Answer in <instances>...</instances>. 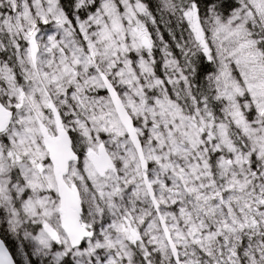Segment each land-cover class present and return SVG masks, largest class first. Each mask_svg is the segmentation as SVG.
Returning <instances> with one entry per match:
<instances>
[{"label": "snow or ice", "instance_id": "1", "mask_svg": "<svg viewBox=\"0 0 264 264\" xmlns=\"http://www.w3.org/2000/svg\"><path fill=\"white\" fill-rule=\"evenodd\" d=\"M0 264H264V0H0Z\"/></svg>", "mask_w": 264, "mask_h": 264}, {"label": "trees", "instance_id": "2", "mask_svg": "<svg viewBox=\"0 0 264 264\" xmlns=\"http://www.w3.org/2000/svg\"><path fill=\"white\" fill-rule=\"evenodd\" d=\"M153 1H155V0H153ZM150 30H151V29H150ZM161 31H162L163 34H164L165 40L171 42V35L169 34L168 30H165V29L163 28L162 25H161ZM176 34H177V36L179 35L178 33H176ZM7 243H8V246H9L10 250H11L13 253H15V246H14V244L11 242V240L7 241ZM15 259L19 260L17 256H15Z\"/></svg>", "mask_w": 264, "mask_h": 264}, {"label": "bare ground", "instance_id": "3", "mask_svg": "<svg viewBox=\"0 0 264 264\" xmlns=\"http://www.w3.org/2000/svg\"><path fill=\"white\" fill-rule=\"evenodd\" d=\"M153 3H155V1H153ZM162 26H163V25H162ZM163 28H164V27H163ZM164 29L167 30L166 28H164ZM175 32L179 34V33H180V28L177 27V28L175 29Z\"/></svg>", "mask_w": 264, "mask_h": 264}, {"label": "rangeland", "instance_id": "4", "mask_svg": "<svg viewBox=\"0 0 264 264\" xmlns=\"http://www.w3.org/2000/svg\"><path fill=\"white\" fill-rule=\"evenodd\" d=\"M15 251H16V249H15ZM17 257H18V259H20L19 256H17Z\"/></svg>", "mask_w": 264, "mask_h": 264}, {"label": "water", "instance_id": "5", "mask_svg": "<svg viewBox=\"0 0 264 264\" xmlns=\"http://www.w3.org/2000/svg\"><path fill=\"white\" fill-rule=\"evenodd\" d=\"M10 250V249H9Z\"/></svg>", "mask_w": 264, "mask_h": 264}]
</instances>
